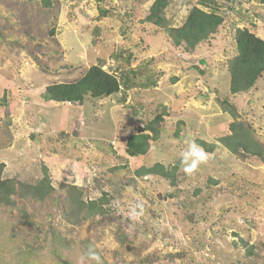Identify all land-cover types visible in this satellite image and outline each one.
<instances>
[{
  "label": "rangeland",
  "instance_id": "1",
  "mask_svg": "<svg viewBox=\"0 0 264 264\" xmlns=\"http://www.w3.org/2000/svg\"><path fill=\"white\" fill-rule=\"evenodd\" d=\"M153 1L51 0L44 8L40 0H0L3 177L36 183L47 174L55 189L44 203L17 200L11 213L0 211V264H59L56 253L69 264H96L90 248L102 264H264V160L220 142L242 116L264 145V78L233 99L227 71L235 29L264 40V5L215 0L224 24L187 55L165 30L142 23ZM196 4L169 0V27L181 26ZM100 9L111 15L100 17ZM112 59L148 85L81 105L42 99L47 86L76 82ZM225 98L236 118L219 105ZM158 115L159 139L145 157H128L126 139ZM192 141L206 144L209 158L189 175L180 155ZM156 163L175 169L174 183L143 175ZM61 185L82 188L87 200L106 194L108 214L67 223Z\"/></svg>",
  "mask_w": 264,
  "mask_h": 264
},
{
  "label": "trees",
  "instance_id": "2",
  "mask_svg": "<svg viewBox=\"0 0 264 264\" xmlns=\"http://www.w3.org/2000/svg\"><path fill=\"white\" fill-rule=\"evenodd\" d=\"M102 1V0H96ZM44 8L51 7V0H40ZM169 0H154L144 17L142 23L149 24L159 30H165L170 44L175 49H182L184 54L191 55L195 47L206 42L215 36L224 24V18L216 12L215 0H197L183 24L179 27H169V21L165 17V9ZM264 5V0H260ZM111 15L109 10H99L100 17ZM253 29L242 28L234 30V45L236 54L228 62L229 75V95H246L255 85L264 78V40L256 35ZM122 55L116 54L113 59L119 63ZM114 65L116 64L115 61ZM37 63L38 61L35 60ZM129 61V60H128ZM129 63V62H128ZM39 65V63H38ZM103 64L92 65L85 74L73 83H58L47 86L42 99L46 102L59 104L81 105L86 98L97 100L121 94L126 96L127 91L133 88H145L148 83H135L138 71L126 69L125 72L114 66L111 73L105 72ZM141 71V70H140ZM149 82L150 78H146ZM151 82L150 85H153ZM219 105L226 112L235 118L238 116L236 105L230 98L218 100ZM6 98L0 100V107L6 106ZM264 116V105L261 107ZM234 120L229 124V135L220 139L221 144L233 154L241 158L254 157L264 160V145L259 143L254 136V129L250 122L245 119ZM163 118L156 116L152 121L138 129L136 134L129 136L125 142V153L128 157H145L151 147L161 134ZM198 145L206 144L196 142ZM209 152L212 147L206 148ZM5 164L0 162V211L11 213L17 206V200L31 201L34 203H44L51 200L55 194V189L47 174L36 183L21 182L16 178H4ZM46 172V170H45ZM174 172H168L162 164L156 163L153 167L143 169L145 176H159L164 179H171L174 183ZM62 193L59 199L64 207L62 210L63 219L73 225L81 226L86 221L95 217H104L108 214L109 200L106 194H102L97 200H87L84 198L82 188L72 185H61ZM24 208H19L20 212ZM59 264H69V262L57 254Z\"/></svg>",
  "mask_w": 264,
  "mask_h": 264
},
{
  "label": "clouds",
  "instance_id": "3",
  "mask_svg": "<svg viewBox=\"0 0 264 264\" xmlns=\"http://www.w3.org/2000/svg\"><path fill=\"white\" fill-rule=\"evenodd\" d=\"M208 158L207 152L195 141H192L180 155V163L183 172L189 175L194 173L200 165L207 162ZM132 212L136 214L135 208H133ZM87 255L89 258L96 261V264H102L100 255L92 248L89 249Z\"/></svg>",
  "mask_w": 264,
  "mask_h": 264
},
{
  "label": "built area",
  "instance_id": "4",
  "mask_svg": "<svg viewBox=\"0 0 264 264\" xmlns=\"http://www.w3.org/2000/svg\"><path fill=\"white\" fill-rule=\"evenodd\" d=\"M110 61H111V63H107L106 66L104 65L102 69L105 72L112 74V72L114 71V62L112 60H110Z\"/></svg>",
  "mask_w": 264,
  "mask_h": 264
},
{
  "label": "bare ground",
  "instance_id": "5",
  "mask_svg": "<svg viewBox=\"0 0 264 264\" xmlns=\"http://www.w3.org/2000/svg\"><path fill=\"white\" fill-rule=\"evenodd\" d=\"M103 68V67H102ZM127 185V184H126Z\"/></svg>",
  "mask_w": 264,
  "mask_h": 264
}]
</instances>
